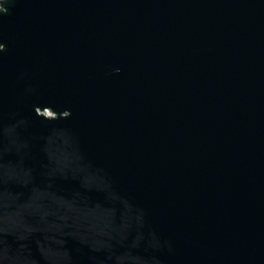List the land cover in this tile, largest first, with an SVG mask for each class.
<instances>
[{"label":"water","instance_id":"95a60500","mask_svg":"<svg viewBox=\"0 0 264 264\" xmlns=\"http://www.w3.org/2000/svg\"><path fill=\"white\" fill-rule=\"evenodd\" d=\"M0 264H264V0H0Z\"/></svg>","mask_w":264,"mask_h":264}]
</instances>
